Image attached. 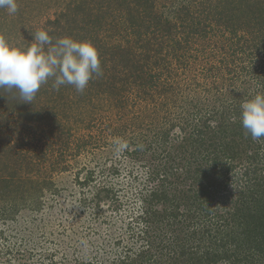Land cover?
<instances>
[{"label": "trees", "instance_id": "obj_1", "mask_svg": "<svg viewBox=\"0 0 264 264\" xmlns=\"http://www.w3.org/2000/svg\"><path fill=\"white\" fill-rule=\"evenodd\" d=\"M53 1L59 10L53 19L45 21L52 27L39 30H46L53 42L65 36L90 41L98 50L103 70L108 55L113 66H118L117 58L120 64L121 59L131 61L137 73L135 92L142 91L139 98H144L143 94L153 96L150 90L157 89L160 82L171 87L167 82L175 81L171 74L176 71L182 75L188 67L185 60H196L199 55L204 63L200 75L212 83L206 87L207 82H198V74L190 75L188 81H196L194 89L218 102L219 89L230 88L217 107L196 109L179 117L181 123L174 118L173 124L171 118V129L178 125L183 133V144L176 148L184 163L174 167L172 158V171L143 167L147 194L140 199L144 208L134 217L137 227L129 230L131 238L139 242L138 248L126 246L123 254L110 261L90 259L75 264H264V139L253 140L239 118L241 103L264 93V0H120L116 5L115 0ZM20 10L14 14L21 24L19 32L13 38L11 33L7 36L12 46L24 48L38 29L27 30L28 20ZM0 15L2 21L15 20L5 9H0ZM1 32L5 37L2 28ZM154 53L159 57L150 65ZM187 53L190 56L186 57ZM93 84L91 80L80 93L83 99L74 101V106L64 99L48 117L38 111L37 103H22L18 98L19 103L0 116L4 117L0 120V144L11 145L14 134L23 139L30 136L33 142L21 143L13 154L0 149V163L9 166L7 158L12 155L22 161V167L31 163L39 166L41 161L57 168L65 151L51 161L55 153L52 147L68 129L73 111L85 117V110L99 109L101 102L105 107L108 103L104 110L110 115L117 108L120 116L126 91L113 93L114 87L106 100L105 94L96 95L102 88L92 92ZM42 88L35 99L40 91L59 99L55 89L48 92ZM173 93L176 104L180 92L173 88ZM7 94L18 96L15 89H0V99ZM200 104L196 99L195 106ZM41 126L44 132L41 129L42 135H38ZM45 139L47 145L42 142ZM37 144L46 148L35 152L41 158L36 155L34 160L30 153ZM26 146L35 148L29 153ZM15 176H0V185L10 188ZM25 182L29 184L24 180L16 189L26 192ZM221 198L230 199L231 207L220 208L226 203Z\"/></svg>", "mask_w": 264, "mask_h": 264}, {"label": "rangeland", "instance_id": "obj_2", "mask_svg": "<svg viewBox=\"0 0 264 264\" xmlns=\"http://www.w3.org/2000/svg\"><path fill=\"white\" fill-rule=\"evenodd\" d=\"M118 1L120 0L114 1L115 5L120 3ZM17 2L18 8L28 20L27 30L52 27V24L45 21L47 18H54L53 14L59 10V4L56 5L53 0H39L37 3L32 0ZM14 18L15 20L5 22L0 15V30L2 28L5 38L11 44V38L18 34L21 26L18 16L14 15ZM8 33H11V38L7 36ZM122 45L127 46L125 43ZM185 56L190 55L187 53ZM158 57L159 55L154 53L153 61L148 64H154ZM200 57L201 55L197 56L196 60L186 59L188 67L182 75H177L176 71L171 74L175 80L167 81L171 87L168 83L165 86L164 82H160L157 89L150 90L153 96L143 94L144 98H139L142 91L135 92V88H138L134 78L137 74L134 69L136 66H132L129 63L131 61L121 59V64L124 65L122 69L119 67V58L118 66H113L108 55L106 69H102L101 76H94L91 90L96 92L100 90L99 87L102 88L96 95L102 93L104 97L105 94L106 100L108 94L111 98L109 91L114 87L113 93L119 92L120 89L126 91L122 101L124 109L121 110L120 116L116 114L118 111L115 107V113L110 115L109 110H104L108 108V103L105 107L101 102L99 109L85 110V117L73 111L67 123L68 129L63 131L60 139L58 137L61 142L52 147L55 153L51 161L59 156L61 151H65L63 161L57 168L41 161L39 166H36L38 163H31L22 167L19 166L22 161L12 155L7 158L9 166L0 163L3 170L0 176L10 179L11 174L16 173L13 186L8 188L2 185L3 183L0 185V264H75L90 259L102 262L120 256L126 246L138 248L139 242L131 238L129 230L137 227L134 217L138 215L140 208H144L140 199L147 194L143 186L144 168L156 166V169L166 168L167 171H172V158L175 160L174 167L184 163L179 159L181 154L176 148L183 144V133L178 125L171 129V118L173 124L174 118L181 123L179 117L188 116L196 109L201 111L207 107H217L223 98L222 95L230 89H219L218 102L207 97L206 93L194 89L196 81H188L187 77L190 75L194 77L198 74V82H207L206 87L212 83L210 79H203L200 75L204 64ZM153 67L161 70V67ZM52 84L53 80H49L41 87L51 92L54 90ZM173 88L174 92H180V95L175 97L180 99L176 104L172 102ZM40 92L33 103H37L38 111L47 117L50 113L53 115L52 112L56 110L54 107L63 103L64 99L67 104L70 102L73 106L74 101L83 99L70 85L55 89V94L58 92L59 97L57 100L53 99V95ZM11 97L7 94L5 98L0 99V116L6 114L10 106L19 103V94L16 98L13 95ZM196 99L201 101L200 105L195 106ZM160 106L163 107L162 110H159ZM3 119L4 117L0 118L1 121ZM41 129L44 132V127L41 126L37 131L38 135H42ZM13 136L15 138L11 145L4 147L0 144L2 152L17 153L21 143L33 142L30 136L26 139L17 138L15 134ZM116 139L128 141V149L117 153L114 147ZM47 141L48 139L42 140L46 142L44 145H47ZM138 145H143V149H139ZM33 147L26 146V150L31 151ZM45 148L37 144L34 152H28L36 160L35 156L40 159L41 155L35 152H41V149ZM135 151L137 153H134ZM8 171L14 172L8 174ZM236 172L239 173V170ZM237 177L235 175V179ZM173 178L171 180L176 181ZM24 180L29 181V184L25 182L27 191L21 192V189L16 188ZM23 194L25 195L22 196ZM221 201L226 203L220 204V208L231 207L230 199L221 198ZM118 239L121 240L120 243H115Z\"/></svg>", "mask_w": 264, "mask_h": 264}, {"label": "clouds", "instance_id": "obj_3", "mask_svg": "<svg viewBox=\"0 0 264 264\" xmlns=\"http://www.w3.org/2000/svg\"><path fill=\"white\" fill-rule=\"evenodd\" d=\"M0 9L9 15L18 11L17 0H0ZM24 48L12 46L0 35V89H15L21 101L31 103L49 79L52 87L70 85L82 93L102 68L98 50L87 40L59 37L54 42L46 30H38ZM242 127L253 140L264 139V93L258 92L240 105ZM117 153L126 151L129 143L116 139ZM143 149V145L137 146Z\"/></svg>", "mask_w": 264, "mask_h": 264}]
</instances>
